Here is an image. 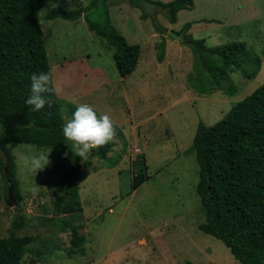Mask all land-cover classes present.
Listing matches in <instances>:
<instances>
[{
    "label": "rangeland",
    "instance_id": "obj_1",
    "mask_svg": "<svg viewBox=\"0 0 264 264\" xmlns=\"http://www.w3.org/2000/svg\"><path fill=\"white\" fill-rule=\"evenodd\" d=\"M173 1L106 0L118 32L130 45L141 46L136 70L121 77L114 48L89 29L84 8L92 0H52L53 8L46 0L40 24L54 88L65 102V123L72 116L65 112L85 103L98 115L108 114L116 130L109 159H91V154L82 164L90 160V175L80 183L83 211L68 216L87 239L86 256L68 255L71 230L55 232L43 223L55 216V200L64 194L68 152L9 145L22 201L8 203L0 166V237L13 232L17 219L25 220L18 233L33 241L22 264H241L223 242L199 229L206 217L196 193L199 165L191 148L201 123L216 125L264 84V0H193L194 6L171 24L161 5ZM54 9L82 13L75 21L48 20ZM188 23L187 35L205 39L209 47L246 44L261 58L258 75L248 79L241 69L229 72L222 83L234 95L225 88L198 93L188 82L192 75L199 77L192 48L169 36ZM243 68L252 72L255 65ZM207 76L202 82L211 85ZM41 154H48L50 163L36 173L30 161ZM141 155L150 179L128 196Z\"/></svg>",
    "mask_w": 264,
    "mask_h": 264
},
{
    "label": "trees",
    "instance_id": "obj_2",
    "mask_svg": "<svg viewBox=\"0 0 264 264\" xmlns=\"http://www.w3.org/2000/svg\"><path fill=\"white\" fill-rule=\"evenodd\" d=\"M45 5L46 0H0V153L6 157L0 154V166L20 205L22 198L16 177V160L9 145L26 144L64 155L68 152L67 171L62 181L64 194L55 200V216L43 223L50 225L55 232L71 230L68 255L86 256L87 239L68 216H77L83 211L80 183L90 175L87 169L90 160L83 166L81 161L84 158L71 151L62 135L65 102L54 88L40 24V12ZM193 6V0H174L161 5L168 9L171 24L177 23L181 11ZM84 11L88 13L89 29L114 48L120 76L131 75L139 64L141 46L130 45L118 32L106 0H92ZM81 13L54 9L47 19L75 21ZM191 28L192 24L188 23L179 33L184 34L187 40L184 44L190 46L196 56L194 70L199 77L192 75L188 82L198 93L224 90L222 81L228 80L229 72L237 69H241L248 79L258 75L261 58L246 44L233 41L209 47L205 39L195 40L187 35ZM159 60H162L161 55ZM251 63L255 69L252 72L244 70L243 65ZM205 70L206 81L213 80L211 85L202 82ZM40 72L50 74L52 91L47 94L49 103L41 111L32 112L25 100L30 93L31 75ZM224 91L228 95L235 94L232 87ZM75 109L76 106H72L65 113L72 115ZM114 127L116 130L115 124ZM113 146L109 141L91 150V159L108 160ZM191 150L199 165L196 193L206 217L205 223L199 226L200 231L223 242L241 264H261L264 260V84L234 105L216 125L208 127L201 123ZM144 159L145 156L141 155L135 162L137 174L128 196L150 179L147 167L141 161ZM6 199L13 206L8 191ZM25 226V220L19 218L14 222L13 232L0 237V264H22L24 261L33 241V238L19 235V230Z\"/></svg>",
    "mask_w": 264,
    "mask_h": 264
},
{
    "label": "clouds",
    "instance_id": "obj_3",
    "mask_svg": "<svg viewBox=\"0 0 264 264\" xmlns=\"http://www.w3.org/2000/svg\"><path fill=\"white\" fill-rule=\"evenodd\" d=\"M51 7L56 4L49 0ZM30 93L25 100L32 112L41 111L49 103L47 95L52 91L51 76L49 73H34L30 77ZM62 135L65 143L75 155L87 158L91 150L107 144L115 135L114 121L108 114L98 115L89 104L81 103L76 106L66 123L62 126ZM49 154V153H48ZM48 154L35 156L30 161L31 168L36 171L46 167L50 161ZM261 264H264L262 260Z\"/></svg>",
    "mask_w": 264,
    "mask_h": 264
},
{
    "label": "water",
    "instance_id": "obj_4",
    "mask_svg": "<svg viewBox=\"0 0 264 264\" xmlns=\"http://www.w3.org/2000/svg\"><path fill=\"white\" fill-rule=\"evenodd\" d=\"M169 36L171 38H174L175 40H177L179 42H183L184 43V42L187 41L183 33H176V32L170 31L169 32ZM91 154H92V152L89 153V156ZM89 156L87 158H85V160H83L81 162V164H83L89 158ZM9 199H10V201L12 202V204L14 206H18V203H17V201H16V199L14 198V195H13V188L12 187H10V189H9Z\"/></svg>",
    "mask_w": 264,
    "mask_h": 264
}]
</instances>
